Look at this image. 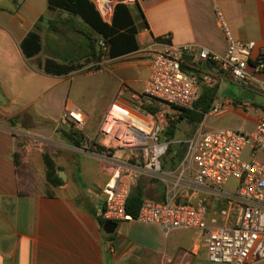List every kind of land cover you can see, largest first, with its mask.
<instances>
[{
    "label": "crops",
    "instance_id": "crops-1",
    "mask_svg": "<svg viewBox=\"0 0 264 264\" xmlns=\"http://www.w3.org/2000/svg\"><path fill=\"white\" fill-rule=\"evenodd\" d=\"M91 1L105 19L102 1ZM119 2L133 9L140 49L116 58L104 56L64 76L47 74L40 64L47 58L66 61L84 55L80 31L88 27L82 19L50 10L48 0H22L14 4L16 11L0 6V264H215L208 260L198 229L165 231L132 220L118 222L112 234L105 232L92 212L110 178L111 165L78 154L66 143L52 149L48 141L57 135L56 126L67 107L84 112L86 137L94 138L112 103L133 106L134 96L145 91L153 56L167 36L174 45L194 44L225 54L228 43L216 8L236 39L263 48L264 0H110L108 6L113 9ZM33 31L40 34L43 51L28 59L21 45ZM249 72L248 81L236 83L217 72L211 61L198 65L194 73L199 77L210 73L215 77V83L202 85L200 93L213 88L217 95L195 132L234 129L235 118L242 129L257 127L264 116V71H256L252 63ZM93 82L94 90L87 91L85 84ZM239 102L250 103L252 110L233 105ZM215 108L221 112L213 114ZM19 132L26 137L17 138ZM46 151L62 183L47 181ZM146 178L139 180L146 199L165 201V185L145 183ZM202 198L211 221L223 207L221 200L206 194L194 198L181 188L176 201L196 205Z\"/></svg>",
    "mask_w": 264,
    "mask_h": 264
},
{
    "label": "built area",
    "instance_id": "built-area-1",
    "mask_svg": "<svg viewBox=\"0 0 264 264\" xmlns=\"http://www.w3.org/2000/svg\"><path fill=\"white\" fill-rule=\"evenodd\" d=\"M12 2L19 4L22 0ZM216 18L228 43L225 54L194 44L174 45L167 36L166 43L153 56L145 91L134 96V105L112 103L98 134L87 137L81 147L72 148L78 154L111 165L110 178L95 205L96 218L105 223L137 220L165 231L198 229L204 235L210 262L253 264L264 260V116L253 131L195 132L186 142L187 151L177 174H170L163 168V159L173 143L165 137L173 118L166 109L145 108L164 104L176 110L194 109L202 85L212 86L215 77L210 73L201 78L184 66L195 70L202 62L211 61L217 72L236 83L251 78L252 63L256 71H264V47L236 39L219 8ZM100 45L106 49L103 42ZM233 105L252 110L248 102ZM220 112L219 108L212 111ZM61 121L79 128L86 126L85 114L79 108L67 107ZM15 136L23 139L26 134L19 132ZM99 147L105 152L97 151ZM143 177L162 181L167 199L161 202L145 199L134 219L127 213V203ZM232 181L236 182L233 188L229 187ZM181 188L190 190L194 198L206 194L221 200L223 207L209 221L206 199L196 205L176 201Z\"/></svg>",
    "mask_w": 264,
    "mask_h": 264
},
{
    "label": "trees",
    "instance_id": "trees-1",
    "mask_svg": "<svg viewBox=\"0 0 264 264\" xmlns=\"http://www.w3.org/2000/svg\"><path fill=\"white\" fill-rule=\"evenodd\" d=\"M50 10L66 12L70 15L79 17L88 27L87 31H80L85 39V53L82 57L59 61L55 58H47L40 67L47 73L56 76L71 74L84 68L90 63H97L102 57L110 58L120 57L126 54L136 52L140 49L138 42L139 27L133 13L132 7L119 2L113 8L111 21H105L96 4L91 0H48ZM6 10V9H5ZM43 21V17L40 22ZM40 28V24H37ZM100 42L105 44L104 49ZM22 50L28 59L34 58L43 51V42L40 34L33 31L22 42ZM187 70V67L184 66ZM217 92L213 88L204 89L198 98L193 110L177 108L180 112L179 120H173L171 126L165 132V137L169 141H174L177 133V123L186 120L188 123L198 126L204 119L205 114L209 113L216 100ZM146 109L157 111V107L145 106ZM60 135L66 144L73 147H81L86 139L83 132L74 128L72 124L59 129ZM97 151L104 153L105 149L99 147ZM187 151L186 144H171L168 152L163 159L164 170L176 171ZM17 158V156H16ZM44 162L47 167V181L51 184L62 183V180L56 174L54 160L49 151L44 153ZM146 199L144 185L138 181L134 186L127 203V213L136 219L139 216L143 201ZM92 214L95 216V212ZM96 217V216H95ZM100 225L104 227L105 222L98 219Z\"/></svg>",
    "mask_w": 264,
    "mask_h": 264
},
{
    "label": "rangeland",
    "instance_id": "rangeland-1",
    "mask_svg": "<svg viewBox=\"0 0 264 264\" xmlns=\"http://www.w3.org/2000/svg\"><path fill=\"white\" fill-rule=\"evenodd\" d=\"M13 1V0H12ZM112 5H109L108 7H102V10L105 8H108V10L104 13L105 19L111 20L112 14H113V9H112ZM93 81V80H92ZM85 88L87 89H92L94 90L95 88V83L93 82L92 85H90V83L85 84ZM76 90L74 91V94H76ZM146 108V107H145ZM158 109H166L169 113V116L173 118V120L177 121L180 118V112L174 108L168 107L167 105L164 104H160L158 105ZM97 114V113H96ZM240 121L239 119L235 118L231 120V125L234 127V129H242L241 125L239 124ZM71 123L69 124H63L61 119L58 122V125L56 126V136L51 138V140L48 141V146H50L52 149L58 148L59 146H62V144L65 143V141H63L61 135H60V130L62 128H65L66 126H70ZM74 126L75 129L83 132L86 136V130H87V125L83 128H79L77 126H75L74 124H72ZM177 133H176V137L175 140L173 141L172 144L175 145H180L182 143L186 144L187 140L193 135V133L196 130V126H194L193 124L188 123L186 120H181L179 123H177ZM246 130V129H245ZM87 138V137H86ZM166 173H175L177 174V170L176 171H170V170H165ZM143 182H149L151 184H154L156 187L160 185H163L164 183L160 180H157V182H154L151 179H142ZM236 184L235 181H232L229 185V187H234V185Z\"/></svg>",
    "mask_w": 264,
    "mask_h": 264
},
{
    "label": "water",
    "instance_id": "water-1",
    "mask_svg": "<svg viewBox=\"0 0 264 264\" xmlns=\"http://www.w3.org/2000/svg\"><path fill=\"white\" fill-rule=\"evenodd\" d=\"M102 2V7H108V2L110 0H101ZM0 6L3 7V8H6V9H9V10H12V11H16L17 8L16 6L14 5V3L12 2V0H0ZM188 72L190 73H194V70H188ZM60 177L64 180V176L60 175ZM118 227V224L115 223V222H106L104 224V230L105 232L109 233V234H112L115 232V230L117 229Z\"/></svg>",
    "mask_w": 264,
    "mask_h": 264
}]
</instances>
